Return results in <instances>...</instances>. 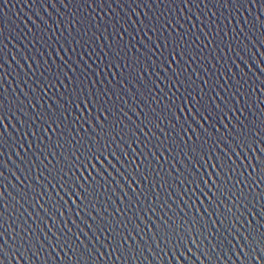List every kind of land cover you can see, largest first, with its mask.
Here are the masks:
<instances>
[{"label": "water", "instance_id": "95a60500", "mask_svg": "<svg viewBox=\"0 0 264 264\" xmlns=\"http://www.w3.org/2000/svg\"><path fill=\"white\" fill-rule=\"evenodd\" d=\"M172 52L179 61L172 68L187 81L178 92L169 91L176 79L172 68L165 73L160 67ZM262 88L264 0H0V113L7 125H0V264H242L240 257L255 264L253 255L264 258L244 241L250 229L264 233V182L241 183L243 204L225 197L219 207L207 198L201 204L190 195L194 185L184 183L196 170L188 155L192 128L207 140V155H192L197 176L209 184L219 182L217 153L228 161L224 137L235 144L237 125L264 139ZM173 92L188 101L179 122L167 109L165 93ZM85 94L91 114L77 100ZM216 105L223 112L213 111ZM197 107L211 113L203 127L192 116ZM81 109L109 125L115 136L109 151L114 148L123 163L113 159L107 179L97 177V190L73 203L57 172L68 171L64 156L75 140L97 135ZM57 116L59 127H49L48 118ZM251 171L233 173L229 187ZM74 179L65 176L69 186ZM233 214L239 217L234 227ZM163 220L187 223L175 236L168 230L165 243ZM180 236L188 239L177 243Z\"/></svg>", "mask_w": 264, "mask_h": 264}, {"label": "snow or ice", "instance_id": "6c2138e0", "mask_svg": "<svg viewBox=\"0 0 264 264\" xmlns=\"http://www.w3.org/2000/svg\"><path fill=\"white\" fill-rule=\"evenodd\" d=\"M254 2L258 3V0H254ZM119 55V53H117ZM180 55H183V52L180 53ZM171 59L167 60L166 62L162 63L160 67L164 70L165 73L168 72L169 68H172L173 61H176V63H179L178 60H176V53L172 52L170 53ZM172 72L175 73L176 79L172 81L171 84H169V91L172 90L173 87H175L176 91L178 92L181 88L182 84H186L187 81H180L179 80V71H177L175 68H172ZM161 79H164L162 77ZM52 85H49L51 87ZM159 87V85H157ZM163 91V89H161ZM185 91H187V88H185ZM262 91H264V88H262ZM188 95H192L191 93H188ZM165 96H167V99L171 101V103L167 104L168 112L171 114V116L179 122L180 120V113L184 111L183 105L184 103L188 102L187 98L185 100L180 101V97L176 95V92H173L171 96H168L167 93H165ZM175 97V99H173ZM195 98V97H194ZM215 99V98H213ZM77 100L82 102L84 104V107L88 109L89 114H91V108L88 107L89 105V95L85 94L82 98L77 96ZM177 101H180L177 103ZM92 103L95 104L96 101L93 98ZM196 104H200V100L196 101ZM51 105H49V108L51 109ZM77 107H79V104H77ZM210 107V105H209ZM191 110V109H190ZM53 113L55 110H52ZM84 109H81V116L83 118V122H86L92 129L94 133H97L95 136H91V140L85 139L84 136H80L79 140H75V137L73 139L75 140V143L71 144V151L68 156H64V153H61V156H64L65 160H70L68 171L65 172L64 168L61 167L59 171L57 172V175L59 176V179L61 181H64L59 185L61 189L65 191V193L69 196V198L72 199L73 203H76V197H78L80 200L85 199V194L91 196L96 190L97 185L99 181H97V177H100L101 179H107L106 173L111 174L108 169V165L112 163L113 159L120 161L121 157L117 155L116 150L113 148L111 151H109V148H111V145L109 143V138L113 141H115V136H113L110 132H108L106 129L109 127V125H106L104 121L100 120L99 116H97L95 119H91L90 116H84L83 115ZM110 111L107 108L103 109L104 113H107ZM213 111H220L223 112V109L220 108V105H216L215 109ZM197 113H200L199 116H197ZM139 115V114H138ZM149 117L151 114H148ZM81 116H77L76 119L80 120ZM192 116L196 120L197 123L203 127V124L205 122L210 123V116L211 113L208 112V107H204L203 111L200 107H197L195 111H192ZM227 117V113H224V115H221L219 117L220 122H223V120ZM44 118V117H41ZM107 115H105V119H107ZM4 115L0 113V125H3L4 130L7 129V125H4ZM59 116L56 117L55 120H52L50 117L48 118L49 124L48 126L51 127L52 124L56 123V126L59 127V124L57 121H59ZM230 119V117H228ZM153 121L149 118L147 120V123H152ZM97 124L100 125V128L103 130L101 132H97ZM159 126L158 124L156 125ZM139 127V125H137ZM237 127V132L239 139L238 141L233 144L232 140L229 139L227 136L224 137L225 140L228 141V145L230 147H227L224 149L225 154L228 156V161H224V157L221 156L219 153H217V159L221 161V164L219 166V169L216 172V175L219 177V182H217L216 179L212 180V183L209 184L208 180L204 177L197 176V171L199 169V162L196 160L195 156L192 155V153H196L201 157L206 156L207 154L203 151V148L205 144L207 143L206 139L201 138V135L197 129L192 128L191 122H189V128H192V131L196 132L195 139L192 140V147L189 149V159L193 161L194 169L196 170H189L191 179L185 180V184H192L194 187L190 190V195L194 196L197 200H200V203H204V198H207V200L210 202V204H214L217 207H219L220 203H223V200L225 197L229 200H233V204L236 203V201H240L243 204V197L244 192L241 188H238L237 186L241 183L245 184H251L253 181L255 182V186H259L261 182H264V156L260 155V153H264V139H260V131H255V134L252 135V132L249 131L247 135H245L244 129L240 128L239 125ZM45 133H47L48 129H44ZM52 131H56V128H52ZM78 131V130H77ZM87 131V129H85ZM185 129H181L180 136L183 138V135L185 133ZM216 132H219L220 129L217 127L215 129ZM205 133H208V129H204ZM4 134L3 131H0V137H2ZM35 135V133H33ZM210 135H215V132L210 133ZM189 138L191 139V135L189 134ZM120 139L123 140L124 137L121 135ZM103 141V143H101ZM197 141H200L198 144ZM69 143H71L69 141ZM185 144L188 143V141H184ZM77 145H79V149H77ZM57 146H60L57 142ZM122 148V146H121ZM168 150H171L169 148ZM125 151V159L128 156V153L126 149ZM211 151V148L209 149ZM243 153V155H242ZM251 153V155H249ZM19 155V153H17ZM139 155V154H137ZM238 157L240 160V163H237V160L233 157ZM74 158V159H70ZM245 159H247V163H245ZM255 160V163H252V160ZM107 162V163H106ZM205 163H207V160H205ZM241 165H243V168H241ZM47 167V165H45ZM55 168V166H53ZM213 168H216L217 166L215 164L212 165ZM251 167L252 171L247 173V176L244 177L243 181H241L239 178H235L234 183L229 187L228 181L233 179V173H239L243 174L244 171H247V169ZM139 165H137L136 169H133V171H138ZM79 171L80 175H75V172ZM177 171H179L177 169ZM85 172L87 175H85ZM223 173H227V176L223 175ZM253 172L255 173V176H253ZM94 173V174H93ZM2 175V173H0ZM65 176H68L69 180L72 179L73 176H75L74 181L69 186L68 180H65ZM209 176H211V173H209ZM133 179L135 180L136 177L133 176ZM147 179V177H145ZM163 179V178H162ZM139 182V181H137ZM204 184L208 191H204V188L201 187V184ZM163 186V185H161ZM197 189H199V192H197ZM233 189H236V191H233ZM83 190V191H81ZM251 191V190H249ZM209 192L212 194L209 195ZM2 195V193H0ZM259 195V193H257ZM234 198V199H233ZM264 199V197H262ZM194 203V201H193ZM189 207H192V204L190 203L188 205ZM6 207V205H5ZM197 208H199V205H196ZM207 207V206H206ZM244 207L247 209L248 213L251 214L253 217L256 216V213L252 211V209L247 208V205L244 204ZM264 208V206H262ZM228 212L231 213V209H228ZM2 215V213H0ZM221 215H225L224 213H221ZM261 215H264V210H262ZM201 216H203V213H201ZM195 217V214H194ZM163 219V217H161ZM181 219H183L181 217ZM239 219V217H236L234 214L232 215V221L231 226L234 227L236 224V221ZM187 221H184V223H181L179 225H175V222L172 223L169 222V220H163V225H160L159 227L165 229V243L168 242L167 236H168V230L172 231V234L176 235V228L183 229L184 224H186ZM225 221H221V224H224ZM251 224V221L248 222ZM175 225V227H174ZM192 225H189V229H191ZM217 228L220 227V225H216ZM258 230H252L250 229V235L244 236V241L247 243L249 247H252L253 253H255L256 248H259L260 253H264V233L257 234ZM214 235V233H212ZM189 235H191V231L189 232ZM237 240H239V236L235 237ZM187 236H180L177 243H179L180 240H187ZM115 242V237H114ZM124 241L121 240L120 243L122 244ZM190 243H196L195 238H193ZM2 247V246H0ZM241 249H245V245H240ZM189 250H191L189 248ZM237 257H240V253H236ZM245 255H249L247 251H245ZM178 259V258H177ZM242 264H251L250 261H245L243 257H240ZM252 260H254L255 264H264V258H262L261 255H253ZM182 264V262H181Z\"/></svg>", "mask_w": 264, "mask_h": 264}]
</instances>
